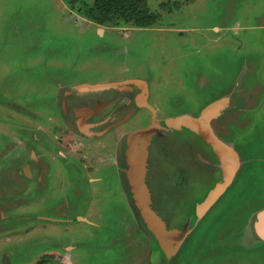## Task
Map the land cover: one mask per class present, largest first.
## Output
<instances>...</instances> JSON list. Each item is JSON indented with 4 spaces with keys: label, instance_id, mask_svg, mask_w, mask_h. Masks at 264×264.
Instances as JSON below:
<instances>
[{
    "label": "rangeland",
    "instance_id": "374dc122",
    "mask_svg": "<svg viewBox=\"0 0 264 264\" xmlns=\"http://www.w3.org/2000/svg\"><path fill=\"white\" fill-rule=\"evenodd\" d=\"M93 2L0 0V165L26 150L19 140L30 143L31 123L43 128L42 118L28 119L25 110L37 116L38 109H50L46 103L56 91L46 72L51 68L83 87L85 81L147 80L158 121L197 115L226 95L230 109L210 126L237 152L236 173L166 264H264V238L253 240L249 225L264 211V0H147L155 19L146 28L126 23L120 10L103 23L89 21L84 13ZM140 112L99 140L96 150L105 159L71 157L61 165L52 148L35 145L54 162L47 175L50 198H22L6 215L62 208L49 221L30 218L28 232L0 240V249L13 252L10 260L15 254L23 259L19 264L32 263L44 250L57 253L61 240L74 248L64 257L51 254L59 264H74L73 256L76 264H148L150 242L138 226L125 172L116 169L123 165L122 144L118 158L107 149L113 135L149 123L150 110Z\"/></svg>",
    "mask_w": 264,
    "mask_h": 264
},
{
    "label": "flooded vegetation",
    "instance_id": "af4514ba",
    "mask_svg": "<svg viewBox=\"0 0 264 264\" xmlns=\"http://www.w3.org/2000/svg\"><path fill=\"white\" fill-rule=\"evenodd\" d=\"M46 72H50L48 73V77L56 83V91L53 95V100H49L46 103L50 109L48 111L38 109L37 112L40 114L37 116L32 113L34 110H25L28 119H34V121H36L42 118L43 121L41 124L43 128L40 127L39 124L36 126L34 123H31L29 129L32 130H30L28 136H26V140H29L30 143L26 144V147L23 139L19 140V148H26V150L24 149L22 151L23 153L20 155H14L9 158L8 164L0 165V240L4 239V237L10 238L16 233H21L24 230L28 232L29 229L32 228V226L27 223L30 218L44 222L50 220V213L52 211L53 213H55V211L61 212L62 206H56L52 210L47 208V215L40 212L34 213L33 211H31V213H24L21 211H19V213L15 212L16 207L22 205L20 204L22 198L28 197L34 200L37 195L42 193L45 194L46 200L50 198V194H48L49 189H47L49 181L47 175L48 172L54 169V162L50 164V162L45 161V157L42 153L35 149L36 144L42 143L43 147L48 150L52 148L54 159L60 161L61 165L63 164V160L66 162V160L71 157L82 158L85 156H92L94 160H97L98 158H104L102 155L98 154L96 150L98 146L101 145L99 140L102 139V137L110 135L111 132H114L116 127H121L127 124L131 118L137 117L143 108L150 110V121L153 117L151 109L137 103L136 95L139 93V90L136 86H134V88L137 93L132 94L133 89L130 88L123 90L124 93H118L116 97L110 90L79 91L76 87L82 84L80 82H73L75 78L70 77L66 73H62L59 69L53 71L51 68V70H47ZM58 74L62 75L59 76ZM74 76L76 75H73V77ZM85 82L88 83L87 85L93 83L92 81ZM67 92H69V94L66 96ZM93 97L102 98L101 102H99L100 105H97L94 101L88 102L87 99ZM74 99L77 101L74 102ZM146 99L150 102L148 99V91L146 92ZM130 104L137 106V108L128 110ZM18 106L19 105L15 104V109L18 108L22 114H25L23 113L25 108ZM41 114L42 116H40ZM77 115L79 117L82 115L84 119H88L95 123L108 122V125L90 136L83 135L82 131L75 123V120L78 118ZM154 119H158L156 112ZM146 125H148V123ZM136 127L139 128V126H135L134 128ZM39 129H41L42 132ZM129 131L131 132L133 130L130 129ZM39 133H44L45 137L42 138ZM118 135L119 133L111 137L113 143L107 147V149H111V153L115 151V156H117V158L119 156L117 147L120 146V144H122V151L125 152V134ZM120 140L123 141V143ZM114 142L116 148L114 147ZM207 150H209V147L199 140L198 136L195 134H186L183 131L178 132L174 137L160 138L155 141L151 147L150 156L153 158L154 162L156 161L154 165L157 167L156 172L160 178L159 185L161 197H155V205L168 219V222L174 225L172 227H182L189 218L194 219L198 208L207 200V195L221 180L223 171L213 155H205L203 162L200 160L199 156ZM77 151L79 152L77 153ZM68 153H70V155H68ZM77 154L79 156H77ZM109 156H111V154H109ZM19 162L21 163L18 165ZM122 162V168L115 165L119 175L123 172H127L126 164L124 165L125 155H123ZM124 176L126 178V174ZM95 179V177H92L91 181H95ZM125 183L128 186V183ZM217 197L207 206L201 218L212 207ZM131 202L135 210H138L133 197ZM10 208H15V211L12 214L6 215L5 210H10ZM51 218L53 219V217ZM148 219L152 220L150 217H148ZM256 222L257 214H255L251 221L253 229ZM18 223L19 227L16 228L15 226ZM20 224L23 226H20ZM195 224L196 223L190 225L188 232L191 231ZM140 225H142L141 229L144 234L146 233V237L150 242L149 252L146 258L148 264H166L176 255L181 244L188 235H185L177 251L172 256L167 257L165 255V250L164 253L161 251L163 250L162 245L164 243H161L159 248L158 244L154 242L148 228L145 227L142 219L140 223H138L139 227ZM254 232L253 230V233ZM166 235H168L167 232H164V240H166ZM254 237L259 238L256 233H254L253 238ZM162 240L163 239H160L158 242H162ZM42 252L43 254L41 256L35 257L31 261L32 263L29 264H50L48 261L50 259L48 250ZM12 253L11 250L0 249V264H19V261H23V259L19 260V257L15 254L13 255L15 260H10ZM28 255L31 256V254ZM237 264L242 263L237 262Z\"/></svg>",
    "mask_w": 264,
    "mask_h": 264
},
{
    "label": "water",
    "instance_id": "95a60500",
    "mask_svg": "<svg viewBox=\"0 0 264 264\" xmlns=\"http://www.w3.org/2000/svg\"><path fill=\"white\" fill-rule=\"evenodd\" d=\"M133 85H136L137 88L140 87V83L137 80H128L111 84L85 87L80 86L77 88V90H110V92H112V94L117 97V94L120 93L119 91L123 92V90L128 88L130 89V86ZM136 99L138 104L151 108L145 102L140 90L136 95ZM87 100L88 102L94 101V103L100 105L99 102H101L102 98L93 97ZM215 111L216 107L211 106L210 108L204 110L197 118L181 115L158 121L154 119V111L152 110L153 117L148 125L133 130L124 137V155L127 171L125 174L128 186L133 194V200L138 207L140 220H143L145 227L148 228L154 242L158 244L159 248L160 244L164 243L162 245L163 250H160L163 253L165 250V255L167 257L172 256L177 251L185 235L188 233L192 219L189 218V220L185 221L182 227H172L174 225L168 222V219L155 205V197H161L159 185L160 178L156 172L157 167L154 165L156 161L154 162L153 158L150 156L151 147L158 139L163 137H174L178 132L181 131H190L198 136L203 143L207 144L209 150L204 151L202 155L199 156L201 162L204 161L205 155H213L219 167H221L225 173L223 175L222 181L210 191V193L207 195V200L196 211L195 217H200L204 213L207 206L222 192L226 184H228V182L231 180L236 170L237 164L235 157L232 155L228 147L220 141L214 139L205 128V123ZM75 123L78 128L87 135L98 132L108 125V122H91L88 119H84L82 115H80V117L78 116L77 120H75ZM148 217L152 218V220H149ZM164 232H167L168 234L166 235V240H164L163 237ZM160 239H163L162 242H158Z\"/></svg>",
    "mask_w": 264,
    "mask_h": 264
},
{
    "label": "crops",
    "instance_id": "0c3cea01",
    "mask_svg": "<svg viewBox=\"0 0 264 264\" xmlns=\"http://www.w3.org/2000/svg\"><path fill=\"white\" fill-rule=\"evenodd\" d=\"M146 27H149V26H146ZM146 27H138V28H146ZM217 30V29H216ZM131 80H137L139 83H140V87H138V90H140V92L142 93V95H143V97H144V100H145V102L151 107V108H149V109H152L153 111H154V115H155V112L157 113V106H155V105H153L151 102H149L147 99H146V92L148 91V93H149V84H148V81L147 80H144V81H142L141 79H138V78H135V79H129V81H131ZM140 80V81H139ZM123 81H128V80H121V81H117V82H123ZM115 81L113 80V81H111V83H114ZM111 83H107V84H111ZM81 85H78L77 87H76V89L78 88V87H80ZM88 86H93V85H88ZM134 86H136V85H134ZM137 87V86H136ZM129 89V88H128ZM69 94V92H67L66 93V96ZM149 95V94H148ZM225 97H227V98H225ZM148 99H149V97H148ZM77 100L76 99H74V102H76ZM223 101V102H222ZM228 101V102H227ZM217 102L219 103V104H217ZM227 102V103H226ZM230 99L228 98V96H226V95H223V96H220L219 98H217L216 100H214V101H212L210 104H208V105H206L204 108H203V110H202V112L204 111V110H206V109H208V108H210L211 106L212 107H216V111L215 112H213L212 113V115L210 116V118H208V120H207V122L205 123V128L208 130V132L212 135V137L214 138V139H216V140H218V141H220L221 143H223L224 145H226L227 147H228V149L230 150V152L232 153V155L235 157V161H236V169H237V167H238V162H239V158H238V154H237V152L233 149V148H230V146L229 145H227V144H225L224 143V140L223 139H221L220 137H219V135L216 133V132H214V130H213V128L210 126V124H211V121L212 120H216V119H218V118H220L223 114H224V112L225 111H228L230 108H229V106H230ZM216 104V105H215ZM228 106V107H227ZM147 107V106H146ZM218 109V110H217ZM202 112L200 113H198L197 115H187L188 117H192V118H197V117H199L201 114H202ZM153 113V112H152ZM220 113V114H219ZM227 113V112H226ZM179 116H181V115H179ZM184 116H186V114H184ZM174 117H177V116H174ZM186 134H193L192 132H190V131H188V132H185ZM82 134L83 135H87V134H85V133H83L82 132ZM92 135V134H91ZM88 136H90V135H88ZM199 138V137H198ZM199 140H201L200 138H199ZM14 163H15V161H14ZM21 162H19L18 163V165L20 164ZM16 165H17V163H16ZM222 171H223V169H222ZM224 173H225V171H223V175H224ZM235 173H236V170H235V172H234V175H235ZM223 175H222V177H221V180L218 182V183H220L221 181H222V179H223ZM233 175V176H234ZM233 178V177H232ZM232 178H231V180L228 182V184H226V186L224 187V191L226 190V188L229 186V184L231 183V181H232ZM217 183V184H218ZM221 194V193H220ZM219 196V195H218ZM263 212L264 211H260V213L259 214H257V222H256V224H255V227H254V229L252 228V223H251V221H252V219H251V221L249 222V225H251V233L253 234V236H254V233H256L257 234V236H259V238H264V214H263ZM200 218H201V216L200 217H198V218H196V217H194V219H192L191 220V224L190 225H193L194 223H196L198 220H200ZM34 221H35V219H34ZM34 221H32L33 223H32V227L34 226ZM27 223H29V222H27ZM19 224V223H18ZM20 226H23V225H21L20 224ZM189 229H190V226H189ZM253 230L255 231L254 233H253ZM18 234H20V233H16L15 235H18ZM253 238V237H252ZM254 239V238H253ZM50 244H51V240H50ZM55 245H56V247L59 249L58 251H57V253L56 252H54V251H48L49 252V255H50V259L48 260L49 262H50V264H59V262H58V260H56L57 258H54V261L51 259L52 257H51V254L52 253H54V254H56V255H59V256H61V257H64V255L66 254V252L68 253H71L72 254V252H73V248H74V244H73V242L72 241H61V240H59V241H56L55 242ZM7 250V249H6ZM76 253V252H75ZM42 254H43V252H42ZM41 254V255H42ZM40 255V256H41ZM60 259L61 258H59V261H60ZM70 260H71V258H70ZM74 264H76V257L75 256H73V259L71 260Z\"/></svg>",
    "mask_w": 264,
    "mask_h": 264
},
{
    "label": "trees",
    "instance_id": "16d2710c",
    "mask_svg": "<svg viewBox=\"0 0 264 264\" xmlns=\"http://www.w3.org/2000/svg\"><path fill=\"white\" fill-rule=\"evenodd\" d=\"M116 10L121 11L126 23H132L137 27H146L155 19L147 0H94L85 11L84 17L95 23H103L109 20Z\"/></svg>",
    "mask_w": 264,
    "mask_h": 264
},
{
    "label": "bare ground",
    "instance_id": "6f19581e",
    "mask_svg": "<svg viewBox=\"0 0 264 264\" xmlns=\"http://www.w3.org/2000/svg\"><path fill=\"white\" fill-rule=\"evenodd\" d=\"M225 98H227V97H225ZM222 102H223V101H222ZM227 102H228V101H227ZM227 102H226V103H227ZM217 104H219V103L217 102ZM215 105H216V104H215ZM233 106H234V105H233ZM227 107H228V106H227ZM233 108H234V107H233ZM238 108H239V107H238ZM238 108H237V109H238ZM217 110H218V109H217ZM219 114H220V113H219ZM263 214H264V212H263ZM263 221H264V220H263Z\"/></svg>",
    "mask_w": 264,
    "mask_h": 264
}]
</instances>
